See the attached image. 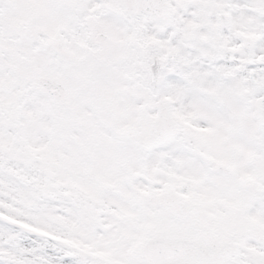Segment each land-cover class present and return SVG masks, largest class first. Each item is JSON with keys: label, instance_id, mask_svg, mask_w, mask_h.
Wrapping results in <instances>:
<instances>
[{"label": "snow or ice", "instance_id": "snow-or-ice-1", "mask_svg": "<svg viewBox=\"0 0 264 264\" xmlns=\"http://www.w3.org/2000/svg\"><path fill=\"white\" fill-rule=\"evenodd\" d=\"M0 264H264V0H0Z\"/></svg>", "mask_w": 264, "mask_h": 264}]
</instances>
